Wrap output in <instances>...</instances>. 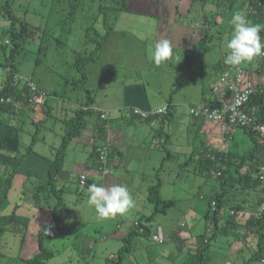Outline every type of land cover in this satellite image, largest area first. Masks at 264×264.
Listing matches in <instances>:
<instances>
[{
	"label": "rangeland",
	"instance_id": "obj_1",
	"mask_svg": "<svg viewBox=\"0 0 264 264\" xmlns=\"http://www.w3.org/2000/svg\"><path fill=\"white\" fill-rule=\"evenodd\" d=\"M4 1L0 0V6ZM159 1L164 3L163 0ZM99 3L101 0H79L72 9L68 0H14L11 3V10L18 18L17 29L26 25L24 30L31 31L24 37L16 57L17 75L22 81H34L38 89L48 95L42 104L23 107L22 111L12 115L8 121L5 119L9 116L0 117L3 119L0 120V130L4 132L12 129L13 141L17 144V148L12 150L0 148V172L3 162L25 155L17 169L19 173L15 179V186L10 187L8 191V205L3 213H10L13 207L18 205L16 213L29 219L25 231L6 230L0 235V264H26V260L39 251L37 245L39 227L54 224L52 212L46 209V203L53 207L58 199L49 190L46 192L42 188L47 178L45 171L47 163L49 165L52 161L55 149L59 146L65 129L64 122L80 105H85L87 99V93L75 88L72 83L80 76L74 67V61L77 56L88 55L95 46L94 42L85 36V29L88 26L94 25L99 34L104 33L97 17ZM245 5L246 0H172L171 11L174 15H169V20L161 16V18L142 16L125 9L117 19L110 21L109 39L101 43L96 60L85 65L87 75L85 87L96 104L97 102L115 104L124 95L123 87L137 82L141 84L139 79L151 80L147 88L150 99L154 89H160L163 94L168 90L166 97L170 93H172L170 96L175 97V92L182 88L180 94L185 96L181 98L184 104L181 106L180 118L192 121L188 115L189 105H200L203 87L211 83V77L217 74L214 70L216 64L223 60L224 46L231 33L229 21L232 14L236 11L245 13ZM162 14L164 13L161 11ZM4 15L0 10V89L6 77L8 69L6 58L11 46L6 45L10 38L5 30L10 22ZM204 20L207 21L206 24ZM167 27L171 31L167 38L171 45L182 41L188 49L187 56L184 50L173 49L174 55L168 60L179 68L190 60L194 72L188 84L181 75L178 76V82L175 80L177 77L162 75V65L156 66L151 60V51L158 40L166 36L164 32ZM157 28L159 35L154 34L156 35L154 39L150 34ZM148 68L155 69L159 77H164L160 81L155 80L153 76L146 74ZM176 86V91H173ZM104 94L107 95L106 100ZM97 105L101 109V104ZM96 113L94 110L86 120L89 123L95 122ZM170 121V118L163 121L165 131L167 125L171 124ZM31 142H33L31 151L27 153V147ZM161 142L164 144V136L161 137ZM0 143L5 146L4 144L8 142L0 140ZM93 152L91 146L73 142L68 146L63 168L56 182L57 187L63 188L61 204L56 209L59 229L58 232L48 231L49 234L44 235L43 247L52 253L45 264H112L111 259L116 257L119 248L124 244L113 235L114 230L119 232L135 230L134 222H138L139 218L142 221L143 217L152 213L153 228L159 226L164 233L182 217L183 213L185 221H193L191 224L193 232L206 236L215 232L210 222L195 211L181 212L180 209L186 206V203L179 207H168L165 212H154L153 205L147 200V186L162 182L159 193L165 201L175 196L177 197L175 200L184 198L185 194H180L177 188L172 187L171 182H175L174 186H177L172 177L176 173L167 170H156L152 173L149 168H143L142 164L137 165L136 162L132 163V168L143 170L141 176L137 173L132 179V183L138 185V189L135 190L137 194L132 197L134 206L123 216L117 215L106 220L97 219L94 209L87 204L88 187L81 188L78 180L81 172L85 171V164L94 163ZM151 155L152 162L159 161L160 154L157 151L153 150ZM188 163L190 166L196 165L195 161ZM156 164L158 167L159 163ZM163 165L164 168L168 165L172 168L175 162L169 159L162 164V168ZM29 169L33 171L30 174L32 177L26 175ZM120 173H123L124 178L122 184L126 186L128 179L124 175L125 172ZM204 181L206 179L195 175L186 189H189V195L192 192V196L187 197L203 193L200 192L201 189L205 191L207 196L201 201L203 205H207L218 188L206 192ZM216 186H219L218 183ZM37 191L39 196L36 194ZM37 202L41 204L40 207L34 205ZM175 239V235H172L163 243H154L150 238L134 234L131 241L133 250L124 257L121 264H189L186 260L188 258L186 251L179 248ZM237 242L240 241L219 230L206 252L208 257L206 264H261L258 259L251 258L254 249L240 251ZM194 253L195 251L192 254Z\"/></svg>",
	"mask_w": 264,
	"mask_h": 264
},
{
	"label": "crops",
	"instance_id": "obj_2",
	"mask_svg": "<svg viewBox=\"0 0 264 264\" xmlns=\"http://www.w3.org/2000/svg\"><path fill=\"white\" fill-rule=\"evenodd\" d=\"M127 1L128 5L126 9L131 13H136L142 16H161L162 18L165 17L167 20L170 18L169 15H174V12L171 11L172 0H163L164 3L159 0ZM244 9H246L245 14L247 19L252 22L254 19L253 10L250 9L247 11L246 5ZM161 11L164 14L161 15ZM206 23L207 21L204 20V24ZM165 31L164 35L166 36L159 39L158 42L167 39L169 35H171L169 27H167ZM154 34L159 35L158 28L150 35L154 38L156 36ZM108 39L106 41H108ZM171 46L172 49H175L176 51L184 50V54L187 56L188 49L185 48V43L182 41ZM185 64V66L179 68L167 61L162 64L161 74H168L177 77L175 79L176 82L179 80L178 76L181 75L184 82L188 84L191 80V75L194 72V69L190 60L185 62ZM215 67L216 69L214 68V70L217 74L215 73L214 76L211 77V83L207 87H203L202 95L199 100L200 105H189V107H198L211 102L216 97L213 87H215L216 84H220V86L223 87L221 77L227 70L228 65H225L223 60H221L218 61ZM243 67L246 76H248L253 84L264 81V75L261 72L257 58L251 63L243 64ZM179 69L181 71H179ZM146 74L153 76L155 80L159 81L164 77H159L156 70L152 68H148ZM139 82H141L142 85L137 82L129 86H124V95H122L115 104H102L104 102H97V104H101L102 106L101 109H99V105L92 100L91 103L86 105L85 102V105L82 104L78 107L84 109L85 107L90 106V108L97 112L96 115L104 114L105 117L100 120L101 123L97 119L92 123L87 121L81 135L74 138L71 143L91 146V148L96 147V150L102 147L107 149L104 163L101 162L103 164L102 166L97 164V162L95 163V161L94 163H87L84 166L85 171L81 172V174L87 176L90 184L99 183L108 187L114 184L123 183V173H120L123 171L125 172L124 175L127 177L126 179H128L126 186L133 197L137 194L135 193V190L138 189V185L133 184L132 179L137 176V173L141 176L143 170L139 169L140 173L136 167L132 168L133 162H136L137 165L142 164V166H144L143 168H149L152 173L156 172V170H167L168 172L176 173L175 176L172 177L177 182V186H174L175 182H171L173 185L172 187L175 189L177 188V192H180V194H185V197H180L181 199L177 200H175L177 198L176 196L171 197L168 200L171 201L169 207H179L180 205L182 206L183 203H186V206H182L183 208L180 209L181 212L187 213L195 211L196 214L204 217L208 203L207 205H203L201 200H204L203 198L207 196V193L201 189L200 192L203 193H196L193 195L195 197H187L192 196V192L189 195V189H186L190 186V180H192L195 175H199L201 176V179H206L204 184L201 182V184L205 186L206 192L209 190L212 191L217 187L218 190H215L214 195L221 194L219 197L220 204L217 211V222L220 230L229 229L230 232L228 235H232L235 240L240 241L237 242L239 244L238 250H256V239L258 236L256 229L258 226L255 225L253 221V214L261 198V189L260 185L256 181H253L257 175H255V173L252 174V176L250 175L253 165L248 163L245 159V155L255 145L253 142L255 137L250 136L248 130L236 127H230L226 133H223L218 124L203 119H196L192 116H190L192 121H187L183 117L181 119V106L184 104L182 103L183 101L181 98L185 96L180 94L182 88H179L175 92V97L170 95L166 97L168 90L163 94V91L160 89H154L152 91V98L150 99L147 95V88L149 87L148 84L151 80L144 81L143 79H139ZM106 99L107 95L104 94V100ZM165 104L169 105V118L171 119V124L167 125L166 131L163 122L165 120L164 118L152 117L148 120L142 121L135 119L131 114V109L135 107L143 110H151ZM20 111L22 110L20 109L18 112ZM100 125L102 129L99 131L100 128L98 127ZM12 131V129L4 132L0 130V140L8 142L4 145L9 150L17 148V144L13 141L14 133ZM162 136H164V144L161 142ZM8 137H12V139H8ZM148 138H151V140ZM147 140H149V142H147ZM98 141L101 142L98 143ZM153 150L160 154L158 162L157 160L154 162L151 160ZM198 158L200 162L198 161ZM169 159L174 160L175 166L169 168L170 165H168L164 168L163 165L162 168V164ZM188 161H195L196 165L190 166ZM156 163H159V168L155 166ZM47 168L45 171L46 177ZM219 170L224 171L221 176H218ZM28 171L33 172L32 169L27 170V172ZM18 173L19 172L17 171L13 177L11 187L15 186L14 183ZM35 173L36 171H34V174ZM211 179L214 180L209 182ZM216 183H218L219 186H216ZM161 186L162 182H160L159 191L161 190ZM161 199L165 201L162 197ZM231 217L233 220L229 221ZM192 223L193 221L184 220L183 213L182 217L178 219V221L172 225L166 233H164L162 228L158 226L166 236L165 241L172 237V235H175V241L178 243L179 248L182 251H186L188 258H191L193 255L192 253L196 249V237L200 235V233L192 231ZM130 232L131 229H128L125 232H119L115 229L113 235L123 240V238ZM188 258L186 260H188Z\"/></svg>",
	"mask_w": 264,
	"mask_h": 264
},
{
	"label": "trees",
	"instance_id": "obj_3",
	"mask_svg": "<svg viewBox=\"0 0 264 264\" xmlns=\"http://www.w3.org/2000/svg\"><path fill=\"white\" fill-rule=\"evenodd\" d=\"M13 1L14 0H5L4 3L0 6V10L2 11L3 14H5L4 16H6V18L10 22L7 30H5V33L9 34V38H10L9 41H6V45H11L6 58L8 69L6 70V77L4 79L2 88L0 89V117H2V115L9 116L7 119H5L6 121H8V119H10L12 115L17 113L23 107L31 106V104H29L28 102L29 89L26 80L22 81V79H20L18 80V82H16V84L13 80V77L17 75L15 61L19 53V50L21 48V43L24 41L23 40L24 37L28 36L29 32H31L24 30L26 29V25H23V28H20L19 30L17 29L18 18L14 16L11 10V3ZM78 1L79 0H68L70 8L72 9L74 6H76ZM260 1L261 0H246L247 11L252 9L254 13V19L252 23H259V24L263 23ZM127 5H128L127 0H101V3H99L97 6V11H98L97 17L100 20L99 25H101V27L104 29V33L99 34L97 29L94 27V25H90L85 29V36L88 37L91 41H93L95 46L88 55L77 56L75 58L74 67L80 76L74 79L72 83L75 88L80 89L87 93L86 105L91 103L93 99L89 94V90L85 87V82L87 80L85 65L88 63H92L96 60V55L101 48V43L103 41H106L110 36V31H109L110 21L117 19V16H119V14H121L126 9ZM231 5L232 4H230V6ZM109 16L111 17L109 18ZM90 35H93L94 37ZM260 36H262V31L260 32ZM28 81H32V80H28ZM34 84L36 85L35 82ZM176 89L177 86L175 89H173V91H176ZM171 94L172 93H170V95ZM260 100H261V96L257 93L252 97L251 104L256 105L260 102ZM93 111L94 110L90 108V106L85 107L84 109L78 108L74 111L73 115L68 117L67 120L64 122L65 123L64 133L61 137L59 146L55 149L54 158L48 165L47 178L43 182L44 185L42 186L44 191L47 192L49 190L53 195H56L58 199V201L54 204L53 207H51L49 203H46V209L52 212L54 224H44L39 227L37 231V245L39 251L32 258L27 259L26 264H45L46 260H48L52 256V253L43 247V238L45 235L46 228L48 229L49 232H58L59 229L56 209L61 204V200H62L61 196H62L63 188L57 187L56 185L57 177L59 173L62 171L64 159H65V153L68 149V146L70 145L71 141L74 138L79 137L81 135L82 130L85 128L87 124L86 117L91 116ZM169 114L170 113H169V105H168V113L160 118H164V119L169 118ZM100 116L101 114L100 115L97 114V120L101 123L100 120L104 118H101ZM98 128H100L99 129L100 131L102 129L101 125ZM241 129L248 130L249 135L255 137L253 140L255 145L245 155V159L248 161V163L253 165L252 171H250V175L252 176V174L254 173L255 175H257L256 178L253 179V181H256L260 185L258 179V167L260 164L261 146L258 141L257 134L254 130L250 128H241ZM32 144L33 142H31L30 145L27 147V153L31 151ZM2 147H4L5 149L7 148L6 146H3V143H0V148ZM93 150L94 152L92 153V155L94 157L95 163L97 162V164H100L102 166L103 164L99 160L98 150H96V147L93 148ZM24 157L25 155H21L20 157H16L12 161L3 162V167L0 172V235L3 234V232L6 230H10L13 232L20 230L25 231L29 223V219L27 217L23 215H18L16 213L18 205H15L10 213L8 214L3 213V210L5 209L6 205H8L7 196H8V191L12 184L13 177L17 173V169ZM221 170L218 171V176H221L222 173L224 172ZM30 174L31 172L28 171L26 175L28 177H32L30 176ZM89 184L90 182L87 178V187ZM159 186H160V182L148 186L147 200L149 203L153 205L154 212H165L169 207V205L171 204V201H163L161 199L159 194ZM39 188H41V186ZM39 188L37 190H39ZM37 192L36 194H38L39 196V191ZM220 195L215 194L212 196V198L208 202L206 213L204 214V218L207 220L208 223L210 222V225L213 226L215 232L212 233L210 236H206L205 234H200L196 237L195 253L193 256H191V258H188L189 264H206L208 258L206 252L210 246V242L211 240L216 239V233L220 230V227H218V222H217V217H218L217 211L220 204L219 202ZM212 202H215L214 210H211ZM34 205L38 207L41 206L39 202L35 203ZM153 214L154 213H152L147 217H143L144 219L142 221L139 218L138 222L143 227V232L140 233L136 231V229L131 230V232L128 233L123 238L122 241L124 242V244L119 248L116 257L111 259L112 264H121L124 257L133 250L131 241L133 239L134 234L151 239V235L155 231V228H153L152 226ZM232 220L233 219L231 217L229 221ZM253 221L255 225L258 226V228L256 229V233L258 236H257L256 250L252 254L251 258L260 260L264 251L262 245V240L264 237V226L261 223V221L256 220L254 217H253ZM48 226L51 227L49 228ZM221 232L228 234L230 230L222 229Z\"/></svg>",
	"mask_w": 264,
	"mask_h": 264
},
{
	"label": "built area",
	"instance_id": "obj_4",
	"mask_svg": "<svg viewBox=\"0 0 264 264\" xmlns=\"http://www.w3.org/2000/svg\"><path fill=\"white\" fill-rule=\"evenodd\" d=\"M260 6L262 10V24L264 25V0L260 1ZM261 38V42L264 43V31H262ZM257 59L261 72L264 75V55L257 57ZM221 78L223 87H221L220 84H216L215 87H213L216 93L215 99L202 106L190 107L188 113L193 118L203 119L218 124L223 133H226L230 127L250 128L256 132L261 146L258 179L262 198L253 217L261 221L264 226V81L253 84L248 76H246L243 64L239 67L228 66ZM20 79L21 78L17 75L13 77L15 84ZM26 83L29 89V104L33 106L42 104L47 97L46 94L39 91L34 82L26 80ZM257 93L261 96V100L258 104L252 105V97ZM167 113L168 104L151 110H143L136 107L131 109V114L138 120H146L151 117H162ZM100 117L104 118L105 116L101 114ZM98 152L100 162L104 163L107 149L102 147L98 149ZM82 176L86 177V180L82 181ZM78 180L81 188L87 187V176L85 174H80ZM211 207L212 210L215 209V202L211 203ZM133 225L136 231L140 233L143 232V227L139 222H134ZM151 240L154 243H163L166 240V236L159 227H156L151 235ZM262 245L264 248V237ZM260 262L264 264V251Z\"/></svg>",
	"mask_w": 264,
	"mask_h": 264
},
{
	"label": "clouds",
	"instance_id": "obj_5",
	"mask_svg": "<svg viewBox=\"0 0 264 264\" xmlns=\"http://www.w3.org/2000/svg\"><path fill=\"white\" fill-rule=\"evenodd\" d=\"M229 23L231 33L224 46L225 65L239 67L264 55V43L261 42L260 36V32L264 31V25L250 22L242 11L234 12ZM173 55L170 41L164 39L151 51V60L156 66H160ZM81 180H86V177L82 176ZM87 204L94 209L97 219L106 220L117 215H125L134 206V201L127 186L123 184L105 187L103 184L92 183L88 185ZM45 233L49 234L47 228Z\"/></svg>",
	"mask_w": 264,
	"mask_h": 264
}]
</instances>
